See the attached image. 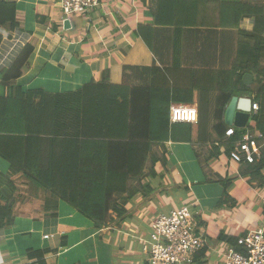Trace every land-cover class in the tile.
I'll list each match as a JSON object with an SVG mask.
<instances>
[{"label": "crops", "instance_id": "obj_1", "mask_svg": "<svg viewBox=\"0 0 264 264\" xmlns=\"http://www.w3.org/2000/svg\"><path fill=\"white\" fill-rule=\"evenodd\" d=\"M14 1L19 28L15 31L0 28V95L4 93L1 91L3 74L30 45L34 51L23 75L12 90L5 91L7 96H16L17 90L23 94L31 91L51 95L77 93L87 85L102 82L107 73L114 85L149 86L157 71L154 68H158L161 70L157 73L159 84L192 89V97L188 93L185 98L198 109L199 123L187 124L192 129L190 142L166 144L167 163L155 165V177L149 173V164L142 184L156 191L148 197L141 192L125 204L131 217L118 230H97L91 220L68 203L57 201L48 190L25 176H17L14 224L0 229V264H41L38 259L29 258V252H41L44 264H147L142 242L149 238L152 220L172 212L173 201L182 206L189 199L182 188L188 186L203 207L213 205L222 197L221 185L205 184V173L196 156L208 157L211 144L219 141L215 126L219 123L216 108L220 71L231 70L238 58V30L221 27L217 12L209 18L216 27H190L180 32L174 27L155 28L150 50L137 31L141 25L153 24L152 11L157 0H103L102 6L87 17L72 18L68 27L60 0ZM223 1L264 3V0ZM257 25L264 27V21L247 18L242 21L241 30L251 33ZM177 36L181 39V53L175 64ZM253 80L252 76V83ZM235 97L255 101L254 96ZM225 114L223 123L228 129H236L226 124ZM251 120L244 129L256 126ZM261 121L264 122V115ZM187 129L177 128L176 136H187ZM247 133L257 135L249 130ZM154 154L161 156L162 147H156ZM49 163L50 160L45 161V165ZM10 170V164L0 157V174H8ZM239 173L240 164L225 155L209 164L210 177L214 174L218 179H235L230 195L239 204L233 213L221 211L218 219L207 209L202 213L200 207L197 212L196 216L204 224L198 233L202 232L212 241L206 245L207 264H224L228 245L217 240L220 234L239 238L249 232L241 229L238 234L230 233L236 227L232 223L235 215L244 214L246 222L242 226L255 227L251 230L264 226V189L254 190L247 179L238 178ZM136 185L131 182V186ZM209 217L215 221L212 225Z\"/></svg>", "mask_w": 264, "mask_h": 264}, {"label": "trees", "instance_id": "obj_2", "mask_svg": "<svg viewBox=\"0 0 264 264\" xmlns=\"http://www.w3.org/2000/svg\"><path fill=\"white\" fill-rule=\"evenodd\" d=\"M217 12L221 27L238 30V58L231 70L220 71L216 108L219 123L215 126L219 141L211 144L208 157L203 159L197 154V158L206 181L223 187L215 209L221 212L234 210L239 204L230 195L235 179H218L214 174L210 177L209 164L222 155L230 158L237 152L248 130L264 136L261 121L264 115V27L257 25L251 33L241 30L244 19L264 21V3L157 0L152 11L153 24L139 26L137 33L152 50L155 28L174 27L180 32L190 27H216L209 18ZM0 28L9 31L19 28L14 0H0ZM33 51L30 45L26 46L3 74L1 83L4 93L0 95V157L10 164L11 170L0 174V229L14 224L15 178L21 175L48 190L57 201L75 208L91 220L97 230H118L131 217L125 204L141 192L148 197L156 191L142 184L149 164V173L155 177V165L167 163L166 144L192 140L190 125L171 124L170 109L175 104L190 106L191 100L185 97L188 93L192 97L193 91L159 84L157 73L161 70L154 68V72L157 71L149 86L114 85L107 73L102 82L87 85L77 93L51 95L31 91L23 94L17 90L16 96H7L5 91L12 90L23 75ZM180 53L181 39L177 36L175 64L179 62ZM246 74L254 77L251 85L244 82ZM244 95L254 96V102L259 104V111L251 117L256 126H248L243 131L236 128L235 134L227 137L228 127L222 121L223 115L233 97ZM182 126L188 128L187 136H176L175 130ZM260 144L263 145L261 157L254 164L242 161L238 176L247 179L254 190L264 189V141ZM156 147H162L161 156L154 154ZM47 160L50 163L45 165ZM131 182L138 186H131ZM182 189L190 191L188 186ZM195 219L199 227L204 226L199 216ZM217 240L238 249L236 237L222 233ZM207 252L205 247L197 253L192 264H207ZM28 257L44 264L41 252H29Z\"/></svg>", "mask_w": 264, "mask_h": 264}, {"label": "built area", "instance_id": "obj_3", "mask_svg": "<svg viewBox=\"0 0 264 264\" xmlns=\"http://www.w3.org/2000/svg\"><path fill=\"white\" fill-rule=\"evenodd\" d=\"M103 0H60L61 10L66 21L75 17H87L93 10L102 6ZM259 104H252L251 116L259 111ZM171 124L199 123V111L195 106L172 105L170 109ZM235 134L234 128H229L227 137ZM262 134L247 133L237 152L230 159L241 164L245 161L254 164L261 157ZM190 205H182L167 215H160L152 220L151 234L144 240V251L147 264H192L194 256L207 245L206 236L198 231L200 227L195 219ZM238 249L227 247L224 254V264H264V226L246 232L238 238Z\"/></svg>", "mask_w": 264, "mask_h": 264}, {"label": "water", "instance_id": "obj_4", "mask_svg": "<svg viewBox=\"0 0 264 264\" xmlns=\"http://www.w3.org/2000/svg\"><path fill=\"white\" fill-rule=\"evenodd\" d=\"M69 21L65 22L66 27L69 26ZM244 82L248 85L252 83V76L246 74L244 76ZM253 101L250 98H238L234 97L230 102L226 114L225 122L228 126H234L239 129H244L251 120Z\"/></svg>", "mask_w": 264, "mask_h": 264}, {"label": "rangeland", "instance_id": "obj_5", "mask_svg": "<svg viewBox=\"0 0 264 264\" xmlns=\"http://www.w3.org/2000/svg\"><path fill=\"white\" fill-rule=\"evenodd\" d=\"M252 121V120H251ZM253 123V121L251 122V124ZM243 130H245V129H242V131ZM196 160H197V162H199V159L197 158V156H196ZM200 161H201V159H200ZM199 165H200V163H199ZM201 166V165H200ZM205 184H210V183H208L207 181H206V177H205ZM212 184H215V185H220V184H218V183H212ZM212 184H210V185H212ZM188 198L189 199H187L185 202H182V205H190L191 206V208H192V210H193V212L194 213H197L198 211H199V209H200V207H201V212L203 213L206 209H207V211L209 212V213H212V217H214V219H218V215H219V213L220 212H215V209H216V206H217V203L219 202V200H220V198H218L217 200H216V202L213 204V205H207V204H205V207H203V205L202 204H200L199 203V201H197L196 199H195V196H194V194L192 193V191H189L188 192ZM193 199H195V200H193ZM194 201V204L191 202V201ZM196 201V202H195ZM174 203L172 204L173 206H174V209H178L180 206H179V204H177L178 202L175 200V201H173ZM236 209V208H235ZM235 210H225V212H228V213H233ZM214 219L212 218H208V221H209V223L212 225L215 221H214ZM234 220H232V223L234 224H236V227H237V229H235L236 227H234L231 231H230V233H232V234H238L239 232H240V230L241 229H246L247 231H250L251 229H255V227H252L251 225H250V227H245V226H242V223L243 222H246V218L244 217V214H242V213H240L239 215H235L234 216V218H233ZM240 227V228H239ZM213 233H215V230H213ZM150 234H151V230H150ZM150 234H149V237H150ZM149 239V238H148ZM147 239V240H148ZM206 240H207V243L209 244V243H211L212 241L210 240V242H209V238L208 237H206ZM221 249V248H220Z\"/></svg>", "mask_w": 264, "mask_h": 264}]
</instances>
